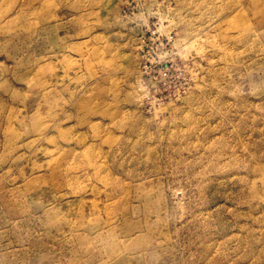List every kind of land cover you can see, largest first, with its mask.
I'll return each mask as SVG.
<instances>
[{
    "label": "rangeland",
    "instance_id": "rangeland-1",
    "mask_svg": "<svg viewBox=\"0 0 264 264\" xmlns=\"http://www.w3.org/2000/svg\"><path fill=\"white\" fill-rule=\"evenodd\" d=\"M0 264H264V0H0Z\"/></svg>",
    "mask_w": 264,
    "mask_h": 264
}]
</instances>
